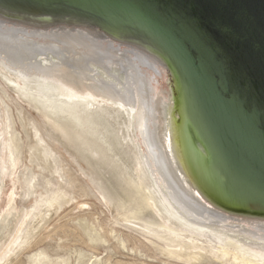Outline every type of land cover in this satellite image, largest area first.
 Returning <instances> with one entry per match:
<instances>
[{"label": "rangeland", "instance_id": "obj_1", "mask_svg": "<svg viewBox=\"0 0 264 264\" xmlns=\"http://www.w3.org/2000/svg\"><path fill=\"white\" fill-rule=\"evenodd\" d=\"M11 15L3 19L29 31L50 32L58 26L76 28L78 33L84 30L77 24L51 23L53 18L49 15L37 16L35 19L39 21L30 16L23 19ZM97 28L103 31L100 33L106 32L100 25ZM104 34L113 42L126 44ZM46 42L57 46L56 42ZM113 55L120 58L117 53ZM32 62L51 65L58 59L47 53L36 55ZM109 66L115 68L113 63ZM90 68L95 79L117 84L99 67L90 65ZM0 69H3L2 64ZM162 70V74L150 70L145 77L136 75L134 84L139 102L143 94L145 108L151 110L147 118V110L142 109V112L145 110L147 140L161 150L159 158L168 174L179 182L177 188L185 192L191 202L207 210L209 224L215 222L213 225L223 236L219 242L221 248L203 243L200 245L203 249H189L188 241L160 239L127 221L139 218L168 228H172L173 223L178 225L161 211L157 202L161 195L143 165V148L138 144L126 109L111 104H101L98 109L95 106L93 122L87 129H81L93 130L88 131L90 135L86 137L85 132L73 129L72 124L57 112L49 111V107L42 108L22 98L17 93L18 87L23 86L22 81L14 79L16 82L11 86L6 83V73L2 70L0 264H242L246 261L259 264V259L253 260V255L245 252L235 238L231 240L227 232L250 234L253 227L263 226L264 211L217 207L189 184L178 166L172 136V113L178 99L172 88L177 83L171 73L170 77ZM113 71L109 73L116 75ZM137 80H141V84H137ZM31 85L34 87L35 83ZM33 89L38 99L42 98L41 93L36 92L44 89ZM59 100L46 98L45 103L51 105ZM96 140L103 141L102 146L98 144L107 149V158L100 153ZM52 202L53 206L48 207ZM37 215L40 220L34 219ZM253 222L255 226H251ZM192 253L198 256L192 258L189 255Z\"/></svg>", "mask_w": 264, "mask_h": 264}, {"label": "bare ground", "instance_id": "obj_2", "mask_svg": "<svg viewBox=\"0 0 264 264\" xmlns=\"http://www.w3.org/2000/svg\"><path fill=\"white\" fill-rule=\"evenodd\" d=\"M3 16L11 17L12 15L0 12V57H2L0 64L3 66L0 72L3 70L6 73L5 81L11 86L16 80L22 81L23 86L21 88L17 86V93L22 98L33 101L42 108L49 107V111L57 112L63 120L73 125V129L79 131L83 128L87 129L90 122H93L92 115L96 113L93 111L97 110L101 104H111L121 110L128 111L138 144L143 148L141 154L143 165L161 195L160 198H157V202L167 218L178 224L173 223L175 225L172 224V228H168L144 222L139 218L127 220L133 227L140 231H147L149 235L160 239L168 237L172 242L178 243L188 241L190 242L189 249H203L200 247L203 243L221 248L219 242L223 238L221 232L213 225L215 222L209 224L211 220L207 218L209 214H205L207 210H203L195 202H191L185 192L177 188L179 182H175L168 174L167 169L163 167L161 158H159L161 150L155 148L147 140V132L144 129L145 110H147L143 101L145 96L141 94L139 102L134 84L136 75L145 77L150 70L161 73L160 70L163 69L162 71H166L169 76L172 74L176 80L177 85L174 87V84L172 88L178 97L175 110L172 113V136L177 164L189 184L219 208L243 210L252 208L253 211H264V193L248 186L243 180H236L225 166L200 105L157 46L152 44L154 42L121 35L114 24L102 22L100 27L106 31L104 33L133 47L113 42L104 33H100L103 31L97 28L99 22H90L86 19L59 18L52 22L81 25L84 29L83 33H78L76 28L67 26L64 28L58 26L50 32H38L14 26V24H10V20L3 19ZM37 16L42 17L40 15H31L30 17L38 20L35 19ZM90 27L91 29H89ZM47 40L56 42L57 46L46 44L49 43L46 42ZM134 47H138L140 50ZM47 53L55 56L58 62L51 65L32 62L36 55ZM113 53L120 55V58L114 56ZM109 63H113L115 68H111ZM90 65L102 69L107 73V78H113L117 84L109 80L95 79ZM109 71H113L116 75ZM32 82L35 83L34 87L30 86ZM137 84H141V80H137ZM33 88L44 89V91L36 92L41 93L42 98L38 99ZM51 97L61 100L51 105L45 103L46 98ZM4 106H6L5 103ZM143 108L145 110L142 112ZM149 116H151V110H147V118ZM88 131L93 132L90 129L82 131L85 132L86 137L90 135ZM98 143L102 146L103 141L96 140V145L100 149V153H103V157L107 158V149H102ZM149 192H151L150 188ZM189 196H191V192H189ZM51 206H53V202L48 203V207ZM211 214L213 213L211 212ZM40 215L35 216L34 219L40 220ZM251 226H255V222ZM263 226L253 227L252 232L248 235L231 234L227 230L225 232L231 240L235 238L237 242L241 243L245 252L253 255L251 256L253 260L259 259L257 262L261 264V260H264ZM187 231L193 232L197 236ZM193 254L189 255H192V258L198 256L197 253ZM249 254H245V256H249ZM242 264L253 263L246 261Z\"/></svg>", "mask_w": 264, "mask_h": 264}, {"label": "water", "instance_id": "obj_3", "mask_svg": "<svg viewBox=\"0 0 264 264\" xmlns=\"http://www.w3.org/2000/svg\"><path fill=\"white\" fill-rule=\"evenodd\" d=\"M0 9L114 24L154 42L200 105L225 166L264 193V0H0Z\"/></svg>", "mask_w": 264, "mask_h": 264}]
</instances>
